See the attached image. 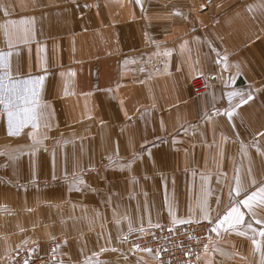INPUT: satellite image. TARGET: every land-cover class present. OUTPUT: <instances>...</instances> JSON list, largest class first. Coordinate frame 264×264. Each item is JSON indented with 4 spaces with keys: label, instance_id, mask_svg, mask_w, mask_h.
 <instances>
[{
    "label": "crops",
    "instance_id": "crops-1",
    "mask_svg": "<svg viewBox=\"0 0 264 264\" xmlns=\"http://www.w3.org/2000/svg\"><path fill=\"white\" fill-rule=\"evenodd\" d=\"M0 79L37 111L0 104V259L150 264L126 238L208 222L198 264H264V0H0Z\"/></svg>",
    "mask_w": 264,
    "mask_h": 264
},
{
    "label": "built area",
    "instance_id": "built-area-1",
    "mask_svg": "<svg viewBox=\"0 0 264 264\" xmlns=\"http://www.w3.org/2000/svg\"><path fill=\"white\" fill-rule=\"evenodd\" d=\"M211 83L205 76L193 78L190 81L193 95L205 92ZM211 244L208 222L165 223L125 239L127 256L150 254V264H198ZM58 261V245L52 242L45 255L30 258L24 246L1 258L0 264H56Z\"/></svg>",
    "mask_w": 264,
    "mask_h": 264
},
{
    "label": "snow or ice",
    "instance_id": "snow-or-ice-1",
    "mask_svg": "<svg viewBox=\"0 0 264 264\" xmlns=\"http://www.w3.org/2000/svg\"><path fill=\"white\" fill-rule=\"evenodd\" d=\"M13 97H16L19 99L20 97L16 93L15 88H6L3 84L2 79H0V104H4L6 108L12 109V108H18L17 112H14L12 110H9L8 116H9V126H10V133H11V124L13 116H17L21 123H33V125H36L37 121V111L35 106V101H31L32 106H25L23 108H19V106L16 104L15 99ZM252 97L249 96V99ZM246 102V101H245ZM29 102L25 101V104L27 105ZM229 117H231V113L228 114ZM260 199L259 203L264 204V188L259 190ZM237 194L239 195V190L237 191ZM257 193H252L250 196H248L244 201H242L243 205L249 210H251L252 202L256 201ZM244 215L242 212H240L239 207H232L225 216L219 221L220 224L229 223L231 225L232 222L234 223H241L243 222ZM215 231V229H213ZM261 235H264V232L261 233Z\"/></svg>",
    "mask_w": 264,
    "mask_h": 264
},
{
    "label": "rangeland",
    "instance_id": "rangeland-1",
    "mask_svg": "<svg viewBox=\"0 0 264 264\" xmlns=\"http://www.w3.org/2000/svg\"><path fill=\"white\" fill-rule=\"evenodd\" d=\"M210 249V248H209ZM208 251V250H207Z\"/></svg>",
    "mask_w": 264,
    "mask_h": 264
}]
</instances>
